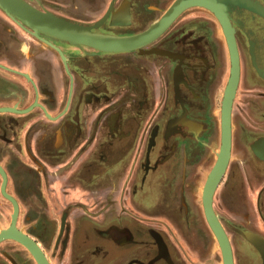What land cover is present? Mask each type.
Segmentation results:
<instances>
[{"label":"flooded vegetation","instance_id":"flooded-vegetation-1","mask_svg":"<svg viewBox=\"0 0 264 264\" xmlns=\"http://www.w3.org/2000/svg\"><path fill=\"white\" fill-rule=\"evenodd\" d=\"M26 1L93 33L128 36L178 0ZM205 1L250 30L229 16L240 78L212 206L234 264H264V162L250 149L264 134V80L253 78L244 50L260 61L264 0H247L262 11ZM38 35L0 7V264H40L24 238L46 264H222L201 192L220 150L230 71L217 16L190 5L141 46L174 56ZM97 216L105 226L83 235L82 219Z\"/></svg>","mask_w":264,"mask_h":264},{"label":"water","instance_id":"water-1","mask_svg":"<svg viewBox=\"0 0 264 264\" xmlns=\"http://www.w3.org/2000/svg\"><path fill=\"white\" fill-rule=\"evenodd\" d=\"M190 5H201L210 9L219 19L222 24L224 35L227 41V48L229 52L230 61V71L229 76L222 95L221 104V140H220V151L218 157L210 170L203 188V206L204 212L208 221L209 226L216 235L219 242L222 262L223 264H234L233 253L230 244V240L218 219V216L214 212L212 206V196L214 190L225 171L228 159L230 158L231 151V139H232V123H231V110L232 102L240 78V57L239 49L237 46L236 38L234 35V28L230 22L229 16L233 22L237 23V16L233 14H225L223 10H218L207 1H194V2H177L174 7H171L167 12L168 14L164 19L156 22L149 28L145 29L141 33L128 36H112L104 35L91 32L86 26L76 25L73 22L64 20L63 18L56 16L51 13H44V11L32 6L26 0H0V7L12 18L17 20L21 24H25L33 30L35 35H38L39 31L46 32L48 34L54 35L61 39L67 40L71 43H84L95 47L103 51L120 52L129 50H138L143 53H158L167 54L169 56H174V54L168 51L152 47L150 49L141 48L142 45L148 43L159 35L164 28L170 23V21L185 7ZM226 7V6H224ZM262 19L263 15L260 16ZM245 21L242 22L241 29L248 30L245 27ZM250 31V30H248ZM39 36V35H38ZM41 39H44L40 36ZM260 49L261 57L260 61L256 63L254 58L252 47H248V55L251 60V64L254 67L255 74L257 73L260 78L264 79V49L261 46H257ZM258 142H264V135L255 139L250 147L255 156L259 159L264 160V153H260L256 150L255 146ZM247 237L250 241L251 238L247 233ZM22 239V238H21ZM24 243L30 247L35 253L40 264H46L40 254L35 250L37 246L33 244L27 238L22 239ZM253 242V241H252ZM254 243V242H253ZM255 244V243H254Z\"/></svg>","mask_w":264,"mask_h":264},{"label":"bare ground","instance_id":"bare-ground-1","mask_svg":"<svg viewBox=\"0 0 264 264\" xmlns=\"http://www.w3.org/2000/svg\"><path fill=\"white\" fill-rule=\"evenodd\" d=\"M194 2V1H203V0H178L177 2ZM242 1V4H244V5H246V6H252V8L254 9V10H256V11H262V10H260L261 8L260 7H258V5H256L255 3H252V2H248L247 0H241ZM177 2L175 3V4H177ZM245 2H247V3H245ZM175 4H174V6H175ZM174 6H172V7H174ZM260 8V9H259ZM219 10V9H218ZM168 14V12H166V14L161 18V19H164L165 17H166V15ZM160 19V20H161ZM159 20V21H160ZM262 37V36H261ZM256 63L258 64V62L256 61ZM218 151H220V150H218ZM217 151V153L219 154V152ZM217 157H218V155H217ZM203 188H204V186H203ZM202 194H203V189H202ZM210 229H211V227H210ZM211 231H212V229H211ZM213 232V231H212ZM213 234H214V232H213ZM248 235H249V237L251 238V240L255 243V245L262 251V249H263V251H264V243H262V245H261V247H262V249H261V247H260V245L258 244V242H256V239H255V235L253 234V233H249L248 232ZM214 237L216 238V235L214 234ZM253 238V239H252ZM216 240H217V238H216ZM217 243H218V247L220 248V245H219V242H218V240H217ZM220 251H221V249H220ZM263 251H262V254H263ZM264 256V255H263ZM221 257H222V253H221ZM221 263L223 264V262L221 261Z\"/></svg>","mask_w":264,"mask_h":264},{"label":"crops","instance_id":"crops-1","mask_svg":"<svg viewBox=\"0 0 264 264\" xmlns=\"http://www.w3.org/2000/svg\"><path fill=\"white\" fill-rule=\"evenodd\" d=\"M82 220H86V222H88L87 219H82ZM82 220L80 221V224L79 223H76V228H79V227L82 228L81 227L82 224H83ZM86 222L84 223V228L81 229V233L83 235H85V236H87L89 234L92 235V233L94 235V232H93L94 230L99 229V228H103L105 226V224H106L105 216L104 217H101V218H99L97 216L95 219H93V222L94 223L92 225H89L90 223H86ZM92 226H94V227H92Z\"/></svg>","mask_w":264,"mask_h":264},{"label":"rangeland","instance_id":"rangeland-1","mask_svg":"<svg viewBox=\"0 0 264 264\" xmlns=\"http://www.w3.org/2000/svg\"><path fill=\"white\" fill-rule=\"evenodd\" d=\"M245 57H246V60L248 61V64H249V66H250V68L252 69V74H253V72H254V75H253V78H255V79H258V80H264V79H262V78H260V76L256 73L255 74V71H254V67L252 66V64H251V60H250V57H249V55H248V47H246L245 49ZM247 64V65H248ZM262 135H264V134H262ZM262 135H259V136H257L255 139H257L258 137H260V136H262ZM254 139V140H255ZM253 140V141H254ZM253 141H251L250 142V144L253 142ZM262 146L264 145V144H261ZM250 149H251V147H250ZM263 151V150H262ZM251 152H252V149H251ZM253 153V152H252ZM256 158H258L257 156H256ZM259 159V158H258ZM261 160V159H260ZM263 162H264V160H262Z\"/></svg>","mask_w":264,"mask_h":264}]
</instances>
